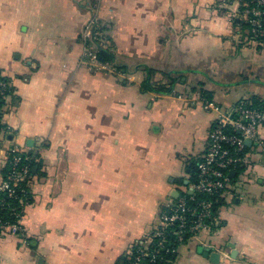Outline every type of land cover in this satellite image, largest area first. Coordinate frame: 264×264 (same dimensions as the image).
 Here are the masks:
<instances>
[{
    "label": "crops",
    "instance_id": "0c3cea01",
    "mask_svg": "<svg viewBox=\"0 0 264 264\" xmlns=\"http://www.w3.org/2000/svg\"><path fill=\"white\" fill-rule=\"evenodd\" d=\"M240 9L239 0H0V75L17 98L1 109L0 179L12 146L34 164L24 238L0 235V264H117L154 229L207 146L213 115L196 95L226 110L264 103V48ZM95 26L114 63L98 61ZM144 68L170 92L143 90ZM260 137L218 226L180 244L174 264H214L199 246L220 253L217 264H264V125Z\"/></svg>",
    "mask_w": 264,
    "mask_h": 264
},
{
    "label": "built area",
    "instance_id": "2783aa9c",
    "mask_svg": "<svg viewBox=\"0 0 264 264\" xmlns=\"http://www.w3.org/2000/svg\"><path fill=\"white\" fill-rule=\"evenodd\" d=\"M239 1V13L248 25L249 39L264 48V0ZM9 86L10 82L0 81L1 98ZM194 101L204 112L213 115L204 155L196 164L195 178L177 199L165 206L154 229L133 243L122 264H170V258L178 253L174 242L182 243L185 235L213 232L219 224L216 204L227 194L232 180L229 174L246 162V141L250 140L251 146H262L260 128L264 125V110L245 104L226 110L200 95ZM6 133L8 129L0 125V134ZM22 154H25L23 149L16 146L7 152L10 171L0 181V194L8 198H17V188L30 178V161L27 158L29 163H21ZM20 193L23 195L25 190L20 188ZM13 216V221L0 219V235L24 238L21 214Z\"/></svg>",
    "mask_w": 264,
    "mask_h": 264
},
{
    "label": "trees",
    "instance_id": "16d2710c",
    "mask_svg": "<svg viewBox=\"0 0 264 264\" xmlns=\"http://www.w3.org/2000/svg\"><path fill=\"white\" fill-rule=\"evenodd\" d=\"M101 31H104V28L98 27V26H95V28H93V35H92L93 38L91 40L92 41L91 43H94L96 45V55H97L96 57H97L98 61L101 63H114L113 55L101 47L100 41H102L103 39L101 38V36L99 34L96 35V33L101 32ZM114 66L116 68L120 69V67H118L116 65H114ZM144 71L146 72V78L144 79V81L142 83V89L143 90L154 91V92H157L159 94H168L170 92L171 88L167 87V86H169V82L163 83L161 81H158V82L154 81L153 80L154 72L148 68H144ZM0 81L6 82L7 84H9V82H10L8 78L3 77L1 75H0ZM201 92L207 99H211V97L208 95V93H206L205 91H201ZM12 93H13V88H12V86H9L5 90V94H4L5 97L4 98L0 97V125H2L1 124V118H2L1 109H2L3 105H5L7 103V101H9V103H11V104H16V102H17V98H15L12 95ZM254 104L255 105L252 107L264 110V103L259 104L258 101H256V102H254ZM21 158H22L21 163H23V162L27 163L28 160H26V159L28 158L30 161L31 154L30 153L22 154ZM7 160H9V157L7 159V156H6V166L2 170L0 181L5 179L9 173V171H10V166H9V163ZM29 166H30V171H31V168L34 166L33 160H31V163L29 164ZM31 175H33L32 171L30 173V178H31ZM30 178L24 184H21V186H20L21 189L25 190V193L23 195L20 193V188H17V190H16L17 191V198H8L4 193L0 194V219L2 221H7V220L13 221L14 220V216H13L14 213H20L22 216L24 207L33 202L34 197H33V194L31 193L30 185H29L30 184ZM223 201L224 200L222 198H220L218 200V202L216 204L217 209H218L219 205L222 204ZM192 237L193 236L185 235L182 243L189 241ZM182 243L174 242L173 247L178 248V246ZM176 257H177V254L174 257L170 258L171 259L170 264H174ZM126 258L127 257H124L122 259V261H120L117 264L124 263L126 261ZM163 264H169V263H163Z\"/></svg>",
    "mask_w": 264,
    "mask_h": 264
},
{
    "label": "water",
    "instance_id": "95a60500",
    "mask_svg": "<svg viewBox=\"0 0 264 264\" xmlns=\"http://www.w3.org/2000/svg\"><path fill=\"white\" fill-rule=\"evenodd\" d=\"M246 145L249 147V146H251V141L250 140H247L246 141ZM230 177H231V179L233 180L234 178H235V176H236V172H231L230 174ZM176 193L179 195V193L176 191ZM229 247L231 248V249H233L234 250V248H235V246H234V244H232V243H230L229 244ZM221 251V250H220ZM219 251V252H220ZM198 252L200 253V254H203V256L205 257V258H209L210 259V261L212 262V263H214V264H217L218 262H219V254L220 253H218V252H211V249L209 248V247H201V246H199L198 247ZM232 254V253H231ZM233 255V254H232Z\"/></svg>",
    "mask_w": 264,
    "mask_h": 264
}]
</instances>
